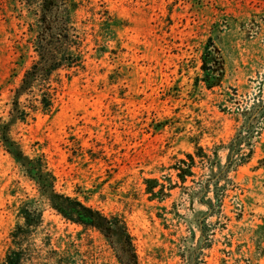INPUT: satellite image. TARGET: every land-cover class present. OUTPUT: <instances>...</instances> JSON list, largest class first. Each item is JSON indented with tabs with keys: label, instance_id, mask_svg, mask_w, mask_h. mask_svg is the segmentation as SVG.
Segmentation results:
<instances>
[{
	"label": "rangeland",
	"instance_id": "rangeland-1",
	"mask_svg": "<svg viewBox=\"0 0 264 264\" xmlns=\"http://www.w3.org/2000/svg\"><path fill=\"white\" fill-rule=\"evenodd\" d=\"M81 1L85 67L61 75L52 112L21 122L8 110L33 58L28 20L17 0H0V119L9 137L24 154L44 155L57 191L120 214L140 264H264V0ZM90 8L121 23L108 40ZM195 143L213 162L216 152L222 170L207 193L199 191L208 163L197 162L183 184L172 168ZM145 179L163 194L147 193ZM36 196L0 145V257L15 207ZM43 210L53 247L74 243L92 264H118L97 232Z\"/></svg>",
	"mask_w": 264,
	"mask_h": 264
},
{
	"label": "trees",
	"instance_id": "trees-1",
	"mask_svg": "<svg viewBox=\"0 0 264 264\" xmlns=\"http://www.w3.org/2000/svg\"><path fill=\"white\" fill-rule=\"evenodd\" d=\"M24 17L28 20L33 58L24 70L20 83L13 91L8 110L9 116L25 122L35 112L50 113L54 110L56 92L61 75L70 79L85 67V29L78 25L76 13L84 7L81 0H17ZM93 16L99 14V34L103 40L114 35L121 23L108 15L107 11L87 9ZM106 47H100L104 52ZM9 124L0 119V145L18 166L22 175L31 181L37 196L19 202L15 207L17 223L10 230L9 244L0 264H92L91 255L79 251L74 243L60 250L51 245L52 234L44 222L43 205H47L62 220L79 226L80 231H95L110 243L118 264H140L134 238L124 218L117 213L104 214L87 204L77 195H68L56 190V177L42 153L26 155L9 135ZM215 162L205 150L194 144V151L186 153L173 165L178 180L183 184L195 176L193 168L197 162L208 163L207 180L201 183V193H207L210 186L217 189L219 173L222 171L214 153ZM231 157V156H230ZM248 157V156H246ZM245 157L232 159L243 162ZM203 168V167H201ZM212 179H215L212 182ZM210 182H212L211 185ZM146 192L155 196L163 194L164 186L156 179H145ZM176 184V183H175ZM155 187H160L154 192ZM170 189V188H169ZM206 196V195H205ZM215 203L220 199L214 191ZM214 209L211 199L204 201ZM88 253V252H87Z\"/></svg>",
	"mask_w": 264,
	"mask_h": 264
}]
</instances>
